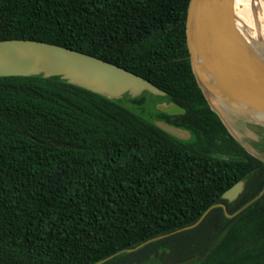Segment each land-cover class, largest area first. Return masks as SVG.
<instances>
[{
  "label": "trees",
  "instance_id": "1",
  "mask_svg": "<svg viewBox=\"0 0 264 264\" xmlns=\"http://www.w3.org/2000/svg\"><path fill=\"white\" fill-rule=\"evenodd\" d=\"M191 1L0 0V41L100 58L165 91L160 102L187 109L157 110L150 122L124 105L141 108L146 94L112 100L62 77L0 78V264H98L157 238L104 264H264V161L197 82ZM248 125L242 138L264 155V129ZM241 181L245 193L223 200ZM211 209L197 228L176 233Z\"/></svg>",
  "mask_w": 264,
  "mask_h": 264
},
{
  "label": "water",
  "instance_id": "2",
  "mask_svg": "<svg viewBox=\"0 0 264 264\" xmlns=\"http://www.w3.org/2000/svg\"><path fill=\"white\" fill-rule=\"evenodd\" d=\"M235 1H191L187 20L191 64L212 109L233 136L255 157L264 161V155L257 152L240 134L250 133L248 123L264 129V44L252 42L250 35L243 30L236 14ZM40 75L46 78L62 77L70 84L112 100H122L127 96L137 99L147 93L154 97H168L165 91L147 79L100 58L41 41H0V78ZM223 108L232 114L231 120H226L221 110ZM157 110L170 116L187 113L186 108L167 101L160 102ZM155 124L180 140L192 137L189 131L168 123ZM246 187V181L239 182L223 195V200L236 202L245 193ZM263 195L264 191L260 197ZM218 207H223L229 217L235 216L229 214L225 204ZM211 211L195 225L176 233L197 228ZM158 239L119 252L98 264L107 263L125 253L136 252Z\"/></svg>",
  "mask_w": 264,
  "mask_h": 264
},
{
  "label": "bare ground",
  "instance_id": "3",
  "mask_svg": "<svg viewBox=\"0 0 264 264\" xmlns=\"http://www.w3.org/2000/svg\"><path fill=\"white\" fill-rule=\"evenodd\" d=\"M235 7L240 25L252 42L264 44V0H236ZM224 108L221 109L224 116L231 120L232 114Z\"/></svg>",
  "mask_w": 264,
  "mask_h": 264
},
{
  "label": "rangeland",
  "instance_id": "4",
  "mask_svg": "<svg viewBox=\"0 0 264 264\" xmlns=\"http://www.w3.org/2000/svg\"><path fill=\"white\" fill-rule=\"evenodd\" d=\"M147 101L144 106H140L139 108L137 105L124 103L129 109L133 110L134 112L138 113L147 121H154L157 115V109L160 103V100L157 97H154L150 94H146ZM159 100V101H158ZM241 134V133H240Z\"/></svg>",
  "mask_w": 264,
  "mask_h": 264
}]
</instances>
